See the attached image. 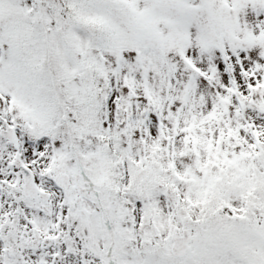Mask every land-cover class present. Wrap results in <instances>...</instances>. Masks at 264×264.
Masks as SVG:
<instances>
[{"label": "snow or ice", "instance_id": "6c2138e0", "mask_svg": "<svg viewBox=\"0 0 264 264\" xmlns=\"http://www.w3.org/2000/svg\"><path fill=\"white\" fill-rule=\"evenodd\" d=\"M0 264H264V0H0Z\"/></svg>", "mask_w": 264, "mask_h": 264}]
</instances>
